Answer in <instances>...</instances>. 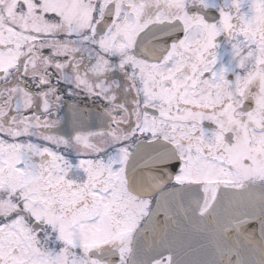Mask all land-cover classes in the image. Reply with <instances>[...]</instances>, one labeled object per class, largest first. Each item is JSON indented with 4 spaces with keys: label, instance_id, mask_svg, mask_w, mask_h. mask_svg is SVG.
<instances>
[{
    "label": "snow or ice",
    "instance_id": "snow-or-ice-1",
    "mask_svg": "<svg viewBox=\"0 0 264 264\" xmlns=\"http://www.w3.org/2000/svg\"><path fill=\"white\" fill-rule=\"evenodd\" d=\"M0 264H264V0H0Z\"/></svg>",
    "mask_w": 264,
    "mask_h": 264
},
{
    "label": "water",
    "instance_id": "water-1",
    "mask_svg": "<svg viewBox=\"0 0 264 264\" xmlns=\"http://www.w3.org/2000/svg\"><path fill=\"white\" fill-rule=\"evenodd\" d=\"M191 195L192 196L203 197L204 194H203L202 191H200V192H193ZM228 207H229V205H228L227 201H225L224 208H228ZM190 242L192 243L193 247L195 248L196 247V238L195 237H192L191 240H190ZM150 244H151V237L149 236L146 239V241H145V245L147 246V245H150Z\"/></svg>",
    "mask_w": 264,
    "mask_h": 264
},
{
    "label": "flooded vegetation",
    "instance_id": "flooded-vegetation-1",
    "mask_svg": "<svg viewBox=\"0 0 264 264\" xmlns=\"http://www.w3.org/2000/svg\"><path fill=\"white\" fill-rule=\"evenodd\" d=\"M78 103L80 104V106H81V109H83L84 108V101H83V99L81 98V100L80 101H78ZM89 107H91V105H90V103H89ZM62 115H63V113H62ZM71 117H69V119H70Z\"/></svg>",
    "mask_w": 264,
    "mask_h": 264
}]
</instances>
